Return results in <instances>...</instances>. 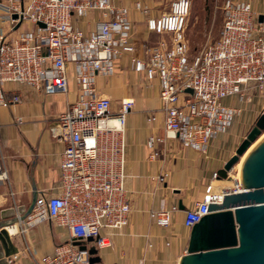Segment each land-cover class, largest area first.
Segmentation results:
<instances>
[{"label":"built area","instance_id":"obj_1","mask_svg":"<svg viewBox=\"0 0 264 264\" xmlns=\"http://www.w3.org/2000/svg\"><path fill=\"white\" fill-rule=\"evenodd\" d=\"M136 8L147 15L148 31L161 35L153 45L144 43L140 56L133 42L130 8L118 0H0L2 18L16 33L0 31V107L23 100L19 91L4 88L8 82L44 95L71 92V80L77 86L76 99L58 118L66 143L61 180L52 193L36 199L22 221V232L55 221L66 228L69 239L37 264H91V247L111 248L115 236L129 224L126 116L134 99H123L114 111L111 97L97 88L99 77L117 73L123 55H130L132 69L144 73L149 82L158 80L166 138L202 154L229 132L245 102L264 95V22L249 1L226 0L220 39L193 58L186 36L191 0H175L159 15L149 13L141 2ZM81 18L93 19L94 27L85 31L77 23ZM24 21L32 27L20 28ZM148 120H156L155 111ZM157 141L163 139L151 136L148 146L153 149ZM238 173L235 167L226 179L213 173L204 198L185 210L186 227L191 229L210 213V203L244 190ZM5 181L9 175L0 155V182ZM218 181L225 182L216 185ZM218 186L223 193L212 191ZM177 211L178 205L160 208L151 210L150 217L169 227ZM17 254L9 261L15 262Z\"/></svg>","mask_w":264,"mask_h":264},{"label":"crops","instance_id":"obj_2","mask_svg":"<svg viewBox=\"0 0 264 264\" xmlns=\"http://www.w3.org/2000/svg\"><path fill=\"white\" fill-rule=\"evenodd\" d=\"M249 1L254 11L264 17V0ZM118 2L131 4L128 0ZM2 14L0 11V31L14 36L16 33L12 32L11 24L3 20ZM77 23L85 31L94 27L93 22ZM136 27L134 43L140 48V56L145 41L138 43L141 25ZM129 59L126 55L119 59L116 84L114 79L99 77L97 80L100 93L111 97L114 111L120 109L123 99H134L126 116L130 220L115 236L111 248L98 251L101 261L97 264H180L187 253L191 230L184 224L185 210L204 198L213 173L234 155L239 143L236 137L227 141V133L212 141L207 154H202L184 147L178 139L166 138L164 116L159 111V82H149L144 73L134 71ZM4 88L8 92L19 91L23 100L9 108L0 107V155L9 175L8 182H0V208L18 210L21 207L28 215L34 201L52 193V188L61 180L60 163L66 143L58 118L76 99L77 86L71 80V92L53 95L10 82ZM152 111L156 112L155 121L148 120ZM19 117L22 122L18 121ZM151 136L163 139L157 141L153 149L148 146ZM155 152L158 155L153 157ZM212 191L223 193V187H213ZM174 205H178L179 211L174 213L171 226L161 227L152 221L151 210ZM181 205L185 210L180 209ZM14 226L7 229L19 249L17 264H37L36 260L53 253L57 245L69 239L66 228L55 221L47 220L25 232H22L24 222L18 221Z\"/></svg>","mask_w":264,"mask_h":264},{"label":"water","instance_id":"obj_3","mask_svg":"<svg viewBox=\"0 0 264 264\" xmlns=\"http://www.w3.org/2000/svg\"><path fill=\"white\" fill-rule=\"evenodd\" d=\"M13 18L18 15L14 14ZM260 21H264L263 15ZM263 132L264 111L234 155L219 169L222 178L229 177V172ZM241 184L243 191L226 193L221 201L210 203V213L193 225L187 253L180 264H264V138L244 158ZM180 209L185 207L181 205ZM22 210L21 207L18 210L0 208V264H13L8 257L19 252L7 228L25 219L27 213ZM90 253L91 264L101 261L96 247H91Z\"/></svg>","mask_w":264,"mask_h":264},{"label":"rangeland","instance_id":"obj_4","mask_svg":"<svg viewBox=\"0 0 264 264\" xmlns=\"http://www.w3.org/2000/svg\"><path fill=\"white\" fill-rule=\"evenodd\" d=\"M173 1L175 0H130V1L128 0V3H131L127 6L130 8L131 11L130 18L134 24L133 31L137 30L136 25H141L140 27L141 35L138 34L140 38V41L138 43L145 41L144 43H147L148 45H153L160 40L161 35L150 33L148 31L146 25L147 15L142 11L137 10L136 4L138 2H141L149 8V13L153 15H159L164 11H168ZM191 2H192V8L187 21L186 36L190 47L188 55L190 58H193L199 52L204 50L207 46L216 43L220 39L221 31L224 25V4L226 0H191ZM249 2L251 3V1ZM252 8H253V4H252ZM87 19L88 20H86V18L85 19L81 18L78 21L84 22L83 25H88L92 22L94 23V20L90 21L89 18ZM259 20H260V14H259ZM31 26L32 25L30 23H26L24 21L21 24L20 28H30ZM134 34L136 33L134 32ZM134 37L135 36L133 35V42L136 41ZM135 46H136V54L138 55L140 48L137 47V45ZM126 56L130 57V55H126ZM129 63H130V59H129ZM128 68H130L129 64H128ZM119 72L120 71L118 70L115 75L105 79H109V80L114 79V82L116 84L115 80L118 78L117 75L119 74ZM230 101L231 100L228 99L226 102H230ZM233 102L234 100L231 101L232 104H234ZM263 111H264V95H260V94L256 95L254 98H252V100L245 102L243 104L242 113L238 116L233 127L228 132L227 141L231 140L233 137H236L237 138L236 142L239 143L240 145L245 139V137L248 135V133L251 131V129L255 126L257 119L263 113ZM259 141L260 140L258 139L256 143H258ZM236 167L237 168L235 169L236 171H238L239 165ZM233 184L235 183H232V186Z\"/></svg>","mask_w":264,"mask_h":264},{"label":"bare ground","instance_id":"obj_5","mask_svg":"<svg viewBox=\"0 0 264 264\" xmlns=\"http://www.w3.org/2000/svg\"><path fill=\"white\" fill-rule=\"evenodd\" d=\"M264 138V132L262 133V135L258 138L260 141L262 140ZM258 139L254 142V144L248 149V151L244 154V156H242V158H241V160H240V162L236 165V166H238L239 165V169H238V176H240V178H241V169H242V163H243V161H244V158L246 157V155L249 153V151L252 149V147H254L257 143V141H258ZM235 166V168H237ZM230 181H232V180H230ZM219 183H216V185H221L220 184V182H225V181H218ZM226 182H227V180H226ZM232 183H234V181H232L231 182V184ZM219 187H222V186H219ZM224 192V191H223ZM15 227V226H14ZM10 228H13V227H10Z\"/></svg>","mask_w":264,"mask_h":264},{"label":"trees","instance_id":"obj_6","mask_svg":"<svg viewBox=\"0 0 264 264\" xmlns=\"http://www.w3.org/2000/svg\"><path fill=\"white\" fill-rule=\"evenodd\" d=\"M220 37H221V35H220Z\"/></svg>","mask_w":264,"mask_h":264}]
</instances>
